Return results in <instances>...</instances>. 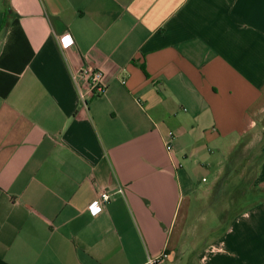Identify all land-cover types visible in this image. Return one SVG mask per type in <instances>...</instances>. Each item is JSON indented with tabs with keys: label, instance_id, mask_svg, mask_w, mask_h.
Returning <instances> with one entry per match:
<instances>
[{
	"label": "crops",
	"instance_id": "0c3cea01",
	"mask_svg": "<svg viewBox=\"0 0 264 264\" xmlns=\"http://www.w3.org/2000/svg\"><path fill=\"white\" fill-rule=\"evenodd\" d=\"M163 254L264 264V0H0V264Z\"/></svg>",
	"mask_w": 264,
	"mask_h": 264
},
{
	"label": "built area",
	"instance_id": "2783aa9c",
	"mask_svg": "<svg viewBox=\"0 0 264 264\" xmlns=\"http://www.w3.org/2000/svg\"><path fill=\"white\" fill-rule=\"evenodd\" d=\"M61 46L64 49L70 48L74 43V37L69 33L59 37ZM72 78L79 90L81 98L86 101L87 96L101 95L105 93L106 84V74L100 67L92 66L91 64L84 65L82 67L71 70ZM174 139L175 133L169 131L165 139V146L167 151H174ZM111 199V195L104 191L100 195V199L97 200L95 205H92L90 210L96 215L102 212L104 205ZM165 254L156 257H150L146 264H159L164 258Z\"/></svg>",
	"mask_w": 264,
	"mask_h": 264
},
{
	"label": "rangeland",
	"instance_id": "374dc122",
	"mask_svg": "<svg viewBox=\"0 0 264 264\" xmlns=\"http://www.w3.org/2000/svg\"><path fill=\"white\" fill-rule=\"evenodd\" d=\"M258 152H246L245 155H243L242 158H244L245 160H250V159H254V155L257 154ZM256 156V155H255ZM241 172L244 170V172L247 170V168H242L240 169ZM253 171H254V168L251 169L250 168V173H249V176H252L253 175ZM203 176H207L209 178L210 177V173L208 172V170H205V169H195L191 172V180H192V183L198 187V186H201V187H205V183L202 182V177ZM193 207L195 205H197L199 203V205L203 204V207L202 208H206V211H205V215H204V219L203 221L200 223V228H201V232L204 233L205 231L209 230L210 227H214V226H217L219 224H221V220H220V216L218 215H215V211H212L210 212V208L211 206L208 204V200L204 199L203 201H197V198H196V195H193ZM215 210V209H214Z\"/></svg>",
	"mask_w": 264,
	"mask_h": 264
}]
</instances>
